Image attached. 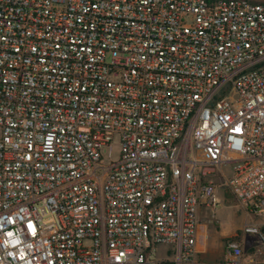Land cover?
<instances>
[{"label": "built area", "instance_id": "1", "mask_svg": "<svg viewBox=\"0 0 264 264\" xmlns=\"http://www.w3.org/2000/svg\"><path fill=\"white\" fill-rule=\"evenodd\" d=\"M220 186L264 216V2L0 0V264H209Z\"/></svg>", "mask_w": 264, "mask_h": 264}, {"label": "rangeland", "instance_id": "2", "mask_svg": "<svg viewBox=\"0 0 264 264\" xmlns=\"http://www.w3.org/2000/svg\"><path fill=\"white\" fill-rule=\"evenodd\" d=\"M264 2V0H255ZM119 139L114 137L110 146L101 148V156L105 163L116 161L119 155ZM231 163L222 165L221 170L227 178L231 175ZM216 207L213 211L200 209L199 223H202L207 237L204 240V252L200 255L207 261L223 259L226 238L235 237L243 240V257L251 260V264H261L264 261V216L245 210L234 197L223 187L215 190ZM211 221L210 223H208ZM253 224L257 233L243 232L246 225Z\"/></svg>", "mask_w": 264, "mask_h": 264}, {"label": "crops", "instance_id": "3", "mask_svg": "<svg viewBox=\"0 0 264 264\" xmlns=\"http://www.w3.org/2000/svg\"><path fill=\"white\" fill-rule=\"evenodd\" d=\"M198 233H199V237H198V242H197V248H198V251H199V254H198L199 260L202 261V262H205V263H209V264L219 263L222 259H219V261L211 262V261H207L205 258L200 256L204 252V246L203 245H204V240L207 237V232L205 231L202 223H199ZM250 261L251 260L244 259V257H243V263L244 264H251Z\"/></svg>", "mask_w": 264, "mask_h": 264}, {"label": "trees", "instance_id": "4", "mask_svg": "<svg viewBox=\"0 0 264 264\" xmlns=\"http://www.w3.org/2000/svg\"><path fill=\"white\" fill-rule=\"evenodd\" d=\"M227 239V238H226Z\"/></svg>", "mask_w": 264, "mask_h": 264}]
</instances>
